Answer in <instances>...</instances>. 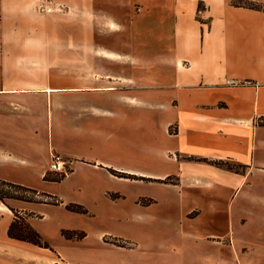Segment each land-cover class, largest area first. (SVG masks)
<instances>
[{
  "label": "crops",
  "instance_id": "1",
  "mask_svg": "<svg viewBox=\"0 0 264 264\" xmlns=\"http://www.w3.org/2000/svg\"><path fill=\"white\" fill-rule=\"evenodd\" d=\"M0 180L61 201H0V264H73L112 219L163 264H264V0H0Z\"/></svg>",
  "mask_w": 264,
  "mask_h": 264
},
{
  "label": "rangeland",
  "instance_id": "2",
  "mask_svg": "<svg viewBox=\"0 0 264 264\" xmlns=\"http://www.w3.org/2000/svg\"><path fill=\"white\" fill-rule=\"evenodd\" d=\"M201 6H203V4L199 5L198 8ZM136 133L137 135H135ZM155 134L156 131H154V129L151 127V122L144 121L141 127L135 126L134 124L128 126L126 131V140L128 143H130V142H134V139L136 138L139 147L140 145L142 147H151L153 145V142L156 140V138H153ZM142 157L147 158L145 155H143ZM67 170L68 169L65 168L64 172L62 173L55 172L52 176L51 175L50 176L51 178L60 177L61 175H65V172H67ZM117 174H121V173H117ZM0 189L4 192H9V193H13L12 191H14L12 189L6 188L5 186L4 187L0 186ZM21 193L23 192L19 191V194ZM23 194L28 197L32 196L29 193H23ZM42 199H46L48 201L51 200L45 197H42ZM5 202L9 206H12L14 204V199H6ZM123 202L127 203L128 209H131L130 211L132 217L135 216L136 214L135 204H133V202L130 201V198L126 199V201H122V203ZM128 202L131 203L129 204ZM122 224L123 223H120L117 220L112 219L109 225L105 224L100 226L96 224H91L90 226H88L86 230V232L88 233L87 234L88 242L85 244L86 246L87 244L92 245V250L94 254L90 256H86V254L79 255L81 253L76 254L73 264H163L164 263L162 255L159 253L141 252V249L139 247L140 244L138 242V232L136 230L135 219L129 220L126 225H122ZM102 232L106 234L103 237V241H105L106 244L103 243V245H100L99 243L100 241H98V235ZM46 241L47 243H49L48 240ZM112 242H116L117 244H121L126 247L131 246L133 248L128 251H122L119 248V246H117L116 244H112Z\"/></svg>",
  "mask_w": 264,
  "mask_h": 264
},
{
  "label": "trees",
  "instance_id": "3",
  "mask_svg": "<svg viewBox=\"0 0 264 264\" xmlns=\"http://www.w3.org/2000/svg\"><path fill=\"white\" fill-rule=\"evenodd\" d=\"M245 6L254 8L255 4L252 2H246L244 3ZM203 161L205 162H209L212 163L213 165L216 166H220V167H225L227 169L230 170H236L237 171V166L234 164H229L227 162H222V161H208L206 159H203ZM112 173H114L112 171ZM121 175H125L123 173H121ZM62 177H64V175H61L60 177H54V178H48L51 180H55L58 181L60 180ZM125 177H129L125 176ZM47 178V177H46ZM0 186L1 187H6L9 189H12L14 191H12L13 193H9V192H4L0 189V201H2L3 203H5L7 206L8 204L5 202L6 199H14V200H21V201H26V202H41V203H46V204H60L61 201L58 197L56 196H52L50 194H46V193H41V192H37L34 189L28 188V187H24L18 184H14V183H10V182H6L3 180H0ZM19 191L23 192V193H29L32 196L28 197L25 196L23 193L19 194ZM42 197L45 198H49L51 200H46V199H42ZM66 208L70 211L73 212H77V213H85V209L80 206V205H76V204H67ZM11 211L13 213V220L11 221L8 230H7V234L10 238L16 239V240H20V241H24V242H28L30 244L39 246V247H44V248H48V244L40 237V235L38 234V232L36 230H34L30 224L27 221V216L28 214L26 212H20L18 210H15L14 208H11ZM62 235L66 238H82L84 236V234L82 232H76V231H62ZM112 244H116L117 246H123L121 244H117L116 242H112Z\"/></svg>",
  "mask_w": 264,
  "mask_h": 264
},
{
  "label": "built area",
  "instance_id": "4",
  "mask_svg": "<svg viewBox=\"0 0 264 264\" xmlns=\"http://www.w3.org/2000/svg\"><path fill=\"white\" fill-rule=\"evenodd\" d=\"M205 4H203V6L197 8V12H196V15L198 17H200V15L202 14V12L204 11L205 9ZM65 160L64 158L58 154V153H53L52 154V157H51V169L54 171V172H58V173H62L65 171Z\"/></svg>",
  "mask_w": 264,
  "mask_h": 264
}]
</instances>
